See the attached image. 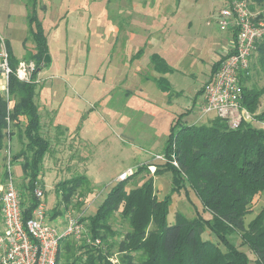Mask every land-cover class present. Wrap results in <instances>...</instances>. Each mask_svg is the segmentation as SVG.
<instances>
[{
    "label": "rangeland",
    "instance_id": "1",
    "mask_svg": "<svg viewBox=\"0 0 264 264\" xmlns=\"http://www.w3.org/2000/svg\"><path fill=\"white\" fill-rule=\"evenodd\" d=\"M39 1L44 4L43 10L38 6L37 13L44 19L51 61L42 65L37 77L36 102L39 98L50 107L56 106L55 111L41 110L42 133L51 148L39 182L45 190L48 212L59 211L53 223L60 227L66 224L68 214L80 219L95 215L121 172L128 168L136 171L142 164L161 167L164 163L154 156L164 153L171 126L180 114L187 113L183 118L187 124H209L213 119L199 120L196 94L210 72L213 56H218L219 48L229 39L230 34L217 23L220 10L229 0ZM27 5L28 0H0V36L5 45L11 42V56L16 62L33 61L30 57L35 52ZM154 53L173 68L164 76L170 82V94L156 84L154 75L158 73L150 62ZM259 59L252 57L249 74L242 75L244 87L251 90L264 87V66ZM0 86H4L3 79ZM258 108L264 111V94ZM55 113L69 129L52 126ZM253 126L261 123L255 121ZM16 130L11 125L6 136L10 137L13 156L17 139L21 143ZM6 138L0 164L6 162ZM20 163L24 158L14 165V178L22 202H26L27 180ZM154 170L149 168V172L133 177L128 189L140 186ZM82 175L88 177L87 182L81 181L67 205L57 185ZM172 180L169 171L155 177L159 198L172 194L168 222L174 223L177 213L192 220L197 211L202 212L201 201L192 189L188 193L185 189L172 192ZM263 207L261 194L254 199L245 224ZM1 218L0 214V229ZM47 219L52 220L49 214ZM113 222L123 233L128 230L118 214ZM205 238L216 237L206 234ZM230 239L241 245L240 234H232ZM241 249L248 255L249 264H256L251 249L246 245Z\"/></svg>",
    "mask_w": 264,
    "mask_h": 264
},
{
    "label": "trees",
    "instance_id": "2",
    "mask_svg": "<svg viewBox=\"0 0 264 264\" xmlns=\"http://www.w3.org/2000/svg\"><path fill=\"white\" fill-rule=\"evenodd\" d=\"M248 1L252 8L264 7V0ZM27 6L29 32L35 43V52L30 58L37 63L33 80L23 82L15 75L21 61H15L6 43L13 71L9 77L11 109L0 91V156L9 117L22 141V149L13 156V163L24 158L22 170L29 195L22 202L25 220L32 217L39 204L36 183L51 148L50 141L42 134L35 82L49 53L48 39L37 13L39 0H28ZM257 52L264 66V39ZM137 55H141V50ZM221 60L214 64L213 72ZM150 62L163 75L156 80L158 88L170 94L172 89L164 75L172 68L157 53L151 56ZM243 91V104L255 114L264 87L255 90L243 87ZM186 114H180L172 124L163 150L168 159L174 157L178 161L179 167L165 162L140 186L128 189L133 177L149 172L150 165L142 164L127 180L117 182L96 214L81 218L86 225L84 239L68 236L61 240L56 264H249L248 255L241 249L245 245L255 254L256 264H264V207L245 224L246 216L252 213L254 199L264 194V129L242 123L232 130L225 120L217 117L211 118L209 124H187L183 122ZM255 118L263 122L264 111L255 114ZM168 171L173 175L172 192L185 189L188 193L192 189L201 201L202 212L197 211L192 220L177 213L175 222H168L172 194L160 199L155 186V177ZM87 179L82 175L57 185L67 205L81 181L87 182ZM54 211L52 220L59 213L57 208ZM117 214L122 225L128 227L125 233L113 226ZM206 234L214 235L215 240L205 238ZM232 234H240L241 245L230 239Z\"/></svg>",
    "mask_w": 264,
    "mask_h": 264
},
{
    "label": "built area",
    "instance_id": "3",
    "mask_svg": "<svg viewBox=\"0 0 264 264\" xmlns=\"http://www.w3.org/2000/svg\"><path fill=\"white\" fill-rule=\"evenodd\" d=\"M248 0H229L220 10L217 23L221 30L231 35V42L221 57L218 68L211 73L199 94V120L212 116L225 120L230 129H238L242 123L258 121L255 114L243 104L242 75L250 72L252 57L257 53L259 43L264 39V10L252 8ZM2 39V38H1ZM36 70L33 61L20 62L15 75L23 82H31ZM9 54L6 45L0 44V79L4 86L0 91L8 101L9 109V77L12 74ZM39 75V74H38ZM38 84L40 80L35 79ZM8 120L7 134L11 133L12 122ZM8 138V137H7ZM6 138V139H7ZM5 150V179L0 197L3 227L0 231V264H56L59 245L63 238L74 236L81 239L85 232V224L80 218L67 215L64 226H58L47 219L45 190L40 182L36 183L35 196L39 202L31 218L25 220L24 206L14 178L13 153L8 138ZM158 162H171L179 167L173 157L168 159L164 154H156ZM155 169L156 166H150ZM133 168L123 171L117 182L127 180L134 174Z\"/></svg>",
    "mask_w": 264,
    "mask_h": 264
},
{
    "label": "crops",
    "instance_id": "4",
    "mask_svg": "<svg viewBox=\"0 0 264 264\" xmlns=\"http://www.w3.org/2000/svg\"><path fill=\"white\" fill-rule=\"evenodd\" d=\"M40 2V1H39ZM48 2V1H47ZM45 4H46V1H45ZM42 6H44V4L43 3H41L40 2V9L41 10H43V8H41ZM48 6V5H47ZM27 14H28V12H27ZM40 18V20L41 21H43L42 23L44 24V19L43 18H41V17H39ZM28 20V19H27ZM29 25V24H28ZM1 37V36H0ZM48 39V38H47ZM6 41V40H5ZM8 41V40H7ZM230 42H231V35H229V39H228V41L223 45V46H221L220 48H219V51L217 52V55L218 56H213V59H214V61L212 62V66H211V68H210V72L208 73V75H207V77H206V79L204 80V82H203V85L201 86V88L200 89H198L197 90V94H196V102H197V97H199V93H200V91H201V89L203 88V86L205 85V83L208 81V79L210 78V76H211V73L213 72L212 70H213V66H214V64H216L217 63V61H219L220 59H221V57L224 55V53H225V51L227 50V47H228V44H230ZM7 43V46H8V49L10 50V52L13 54V50H12V44H11V42L10 41H8V42H6ZM24 45H25V42H24ZM48 45H49V43H48ZM142 48H140L139 49V51L141 50ZM155 54V53H154ZM256 56H258V52L253 56L254 57V59H255V57ZM164 58V57H163ZM165 59V58H164ZM166 60V59H165ZM167 61V60H166ZM133 63V62H132ZM168 63V62H167ZM168 65L170 66V67H172L169 63H168ZM173 69V68H172ZM155 70V69H154ZM157 72V71H156ZM158 73V72H157ZM160 75V76H159ZM165 75H167V74H165ZM164 75V76H165ZM161 76H163L162 74H160V73H158V75H154V77H155V79L157 80L159 77H161ZM169 81V80H168ZM170 83V82H169ZM245 84H243V86H244ZM246 86V85H245ZM42 89V88H41ZM38 90V89H37ZM44 89H42V96L41 97H43V93H44V91H43ZM40 92V93H41ZM39 92L37 91V94H38ZM37 98V97H36ZM37 100V99H36ZM52 104H53V102H51ZM37 104H38V106H39V112H40V115H41V120L43 119L42 118V112H41V110H48V111H55V108H56V106H52V107H50V106H48L43 100H39V98H38V102H37ZM196 104V103H195ZM47 108V109H46ZM191 110V109H190ZM263 110H260V108H258L257 109V112H256V114H259L260 112H262ZM259 123H261V126H259L258 128H262V129H264V121L262 122V121H258ZM42 124H43V120H42ZM189 124H192V123H189ZM65 124L64 123H62V122H60V120L59 119H57V113H55V122L53 123V125L52 126H56V127H63L64 129H69L68 127H66V126H64ZM43 127V126H42ZM42 132H43V130H42ZM82 132V131H81ZM43 134V133H42ZM83 134V133H82ZM22 149V141H21V143H20V141H18V139H17V150H16V153H18L20 150ZM16 153H14V154H16ZM148 160V159H147ZM18 162H20V161H18ZM17 163H15L14 165H16ZM23 164V163H22ZM22 164L20 163V165H21V171H22V174H23V176H24V173H23V170H22ZM4 169H5V163H1L0 164V194H2V188H3V185H4V180H1V179H5V171H4ZM122 173V172H121ZM46 209H47V206H46ZM55 212V211H54ZM54 212L53 213H51V212H48V209H47V214H49V217L50 218H52V216L54 215ZM59 212V211H58ZM0 214H1V204H0ZM59 214V213H58ZM58 214H56V217H58ZM2 217V216H1ZM1 222H2V227H3V221H2V218H1ZM50 222H53V220H51ZM2 227H1V229H2ZM1 229H0V231H1Z\"/></svg>",
    "mask_w": 264,
    "mask_h": 264
},
{
    "label": "water",
    "instance_id": "5",
    "mask_svg": "<svg viewBox=\"0 0 264 264\" xmlns=\"http://www.w3.org/2000/svg\"><path fill=\"white\" fill-rule=\"evenodd\" d=\"M50 61H51L50 55L47 54V55L45 56V59H44V61H43V64H47V63H49Z\"/></svg>",
    "mask_w": 264,
    "mask_h": 264
}]
</instances>
